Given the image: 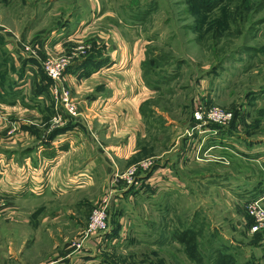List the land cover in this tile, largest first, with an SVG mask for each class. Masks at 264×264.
<instances>
[{
  "label": "crops",
  "instance_id": "crops-1",
  "mask_svg": "<svg viewBox=\"0 0 264 264\" xmlns=\"http://www.w3.org/2000/svg\"><path fill=\"white\" fill-rule=\"evenodd\" d=\"M95 10L98 16L93 19ZM104 18L99 0H0V32L10 42L8 57L19 64L28 54L23 47L27 44L34 46L37 54L28 60L24 70L25 91L17 85L12 101L1 98L0 110L7 112H0L2 117L10 118L34 116L35 120L40 119L35 123L42 126L35 135L21 122L13 132L7 128L10 122L0 118V193L6 199V211L13 212L10 216L18 212L22 217L10 222L0 218V264H11L13 259H17L14 264H102L90 254L96 251L91 244L83 252L89 256L60 254L46 261L38 245L48 230L47 218L63 216L64 203L72 204L64 210L70 217L75 216L74 194L86 191L95 181L98 184L102 172L105 176V171L113 172L114 167H127L139 159L134 137L142 133L140 114L121 110L137 99L138 74L128 49L121 48L111 30L107 31V37L112 35V48L105 49L104 43H108L102 33L104 24L100 23ZM253 28L250 43L232 51L222 67L213 66L210 94H200L208 106L219 105L225 95L221 105L234 109L232 122L224 127L210 124L203 131L194 128L192 119L191 132L186 126L179 134L176 153L182 174L179 184L184 188L180 192L184 194L193 181L208 184L211 190L216 189L217 198L232 201V206L237 208L241 202L254 199L264 204V24L257 23ZM78 42L92 51L77 57L62 78L77 107V114L70 115L51 96L46 81L34 82L35 76L28 78V74L40 68L50 53L69 50L68 45ZM90 56L93 58L87 59ZM28 99L32 104H28ZM125 122H128V137L121 134ZM171 150L172 145L160 154L168 163L175 161L170 158ZM196 155L207 160L195 161ZM209 157L215 160H208ZM191 168L203 172L192 179L186 176ZM170 171L168 166L158 164L151 173L148 179L156 187L151 195L153 199L160 196V191L166 193L175 182L167 175ZM132 196L131 192L125 194V198ZM85 201V204L91 202ZM73 220L76 221L75 217ZM73 220L67 222V228ZM234 229L241 232L239 227ZM123 230L120 227L119 233ZM229 238L232 244L239 245L233 237ZM48 239L49 249L52 238ZM64 239H70V235ZM247 240L250 252L256 254L257 248L259 253L257 259H247L252 264H264V230L258 234L257 241Z\"/></svg>",
  "mask_w": 264,
  "mask_h": 264
},
{
  "label": "rangeland",
  "instance_id": "rangeland-1",
  "mask_svg": "<svg viewBox=\"0 0 264 264\" xmlns=\"http://www.w3.org/2000/svg\"><path fill=\"white\" fill-rule=\"evenodd\" d=\"M203 1L208 4L211 2ZM202 6L205 7L204 3L197 0H99L100 13L105 15L103 21H100L104 24L101 26L104 29L102 33L108 43H104L105 49L112 48V35L107 37V31L111 30L118 37L121 48L128 49L137 70L140 86L137 99L132 101V105L121 110H134L140 114L142 133L139 132L134 137L139 159L127 167L116 166L113 172L107 170L105 176L102 172L98 184L95 181V184L85 189L86 191L74 194L72 199L77 206L74 216L76 221L64 210L72 204L65 203L61 206L63 216L47 218L48 230L42 234V242L38 245V249L44 252V261L60 254L68 257L89 256L83 255V252L85 247L91 244L96 251H91L94 253L90 254L99 258L102 264H195L184 250V244L176 239V236L183 232L194 236L196 247L203 257V264H214L217 254L230 255L234 264H252L247 258H258L257 248L254 249L256 254L250 252L251 245L248 244L247 238H250L251 242L256 240V233L263 231L264 227L259 231L249 232L253 223L246 210L249 201L241 202L242 205L237 208L232 206V201L226 202L220 197L217 198L219 194L215 196L216 189L211 190L210 185L196 181L187 185L184 194L183 191L180 192L184 188L179 184L182 174L176 156L179 134L186 126L189 128L192 119L194 128L203 131L210 124L224 127L232 122L234 109L221 105L226 100L225 95L220 98L219 105L208 106L200 94H210L213 66L225 65L227 56L232 55V51L250 43L249 35L253 31L250 32L251 28H255L257 23L264 24V0H223L211 10H203L200 8ZM93 14L95 19L98 16L97 11ZM9 43L0 32V100L3 97L11 98L17 85L25 91L27 78L24 81V70L28 60L37 57V54L27 51L28 54L18 64V61L7 55ZM68 46L69 50L65 48L61 53H50L46 58L68 59L69 66L77 57L82 58V55L92 51V48L86 49L87 45H82V42ZM101 54L102 52L97 53ZM66 70L67 68L57 82L60 87L66 88L71 98L70 88L62 82ZM30 77L37 83H53L42 64L36 71L29 72L28 78ZM27 102L32 104L31 99ZM201 102L207 108L216 107L232 114V120L226 125L208 122L206 125L197 126L194 107ZM0 118H6L4 121L10 122L7 128L14 130L13 132L21 122H25V127L35 132V135L42 128L38 122L35 123L40 119L35 120L34 116L10 118L2 117L0 112ZM41 118L43 122V116ZM127 124L128 122L124 123L121 134L128 137L130 133H126ZM171 145L170 158H175V161L168 163L167 158L160 154ZM148 158L152 159L151 167H154L150 171L147 168L146 171L136 172L133 185L128 187V183L121 180L114 182V173H122ZM203 159L199 155L194 157L195 161ZM208 160L215 159L209 157ZM121 163H124V160ZM158 164L168 166L171 171L167 175L175 182L166 193L160 191V196L153 199L151 195L156 187L153 188L150 184L152 181L148 178ZM223 171L220 169V172ZM200 172L203 171L198 172L191 168L186 176L193 179L194 176L200 175ZM109 191L120 193V196L109 197L105 227L89 234L80 242L84 247L77 249L76 245L85 234L94 211ZM129 192L134 194L131 199L125 198V194ZM5 200L0 193V218L7 222L13 219L21 220L18 212L10 216L13 212L6 211ZM83 201L91 202L85 204ZM15 205L17 208L18 204ZM71 220L73 221L67 228V222ZM30 223L35 225L34 220ZM120 227L124 229L121 234ZM234 227H239L241 232H237ZM67 234L70 239L65 240ZM230 236L239 245L232 244ZM48 238H52L49 249ZM18 245L15 243V246ZM16 260H11V264Z\"/></svg>",
  "mask_w": 264,
  "mask_h": 264
},
{
  "label": "built area",
  "instance_id": "built-area-1",
  "mask_svg": "<svg viewBox=\"0 0 264 264\" xmlns=\"http://www.w3.org/2000/svg\"><path fill=\"white\" fill-rule=\"evenodd\" d=\"M26 51H29L32 54H36V48L34 46L30 47L27 45H23ZM68 59L62 60H52V58L47 59L44 58L41 64L46 71L49 78H51L54 82L50 85V94L53 98H56L60 101L64 108L66 109L67 113L70 115L77 114V107L76 103L72 101L69 96V92L64 87H60L59 83L57 82L60 80L62 76V72L67 68L69 64ZM194 118L197 120V126L206 125L208 122H213L219 125H226L232 120V114L226 113L223 110L220 111L216 107H209L207 108L203 102L195 106L194 110ZM152 159H144L141 162L137 163L134 166H131L126 171L122 173H114L113 178L114 182L122 181L127 182L128 187L133 185V178L136 175V172L151 170L153 167ZM137 176V175H136ZM135 183V182H134ZM113 185V184H112ZM115 191H109L106 195H104L102 202L98 208L94 211L90 222L88 223V227L85 230V234L82 236V239L76 245L77 249H82V242L89 234L92 232L103 229L106 225V216H107V203L109 197L114 195L117 197L120 196V193H115ZM247 213L249 217L252 219L251 226L249 232L253 233L255 231H259L264 227V204L261 203V200H251L249 201L246 207Z\"/></svg>",
  "mask_w": 264,
  "mask_h": 264
},
{
  "label": "trees",
  "instance_id": "trees-1",
  "mask_svg": "<svg viewBox=\"0 0 264 264\" xmlns=\"http://www.w3.org/2000/svg\"><path fill=\"white\" fill-rule=\"evenodd\" d=\"M221 1H223V0H218L217 2H215L214 0H211L210 4H208L207 2H204L203 0H197V2L204 3L205 7H203V6L200 7L203 10H206V8H207V10H211L217 3H220ZM96 53H98V52H96ZM91 57L92 56H90L87 59H90ZM256 234L258 236L259 233H256ZM176 239L184 244V246H185L184 250L187 252L190 259L195 262V264H203V262H204L203 257L196 247L195 238L193 235H191V234L187 235V232H183V233L179 234L178 236H176ZM257 239L255 241H257ZM214 264H234V260L230 255L227 256L226 254H217V256L215 257Z\"/></svg>",
  "mask_w": 264,
  "mask_h": 264
}]
</instances>
